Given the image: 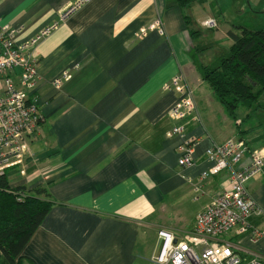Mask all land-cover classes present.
Wrapping results in <instances>:
<instances>
[{"label":"crops","instance_id":"1","mask_svg":"<svg viewBox=\"0 0 264 264\" xmlns=\"http://www.w3.org/2000/svg\"><path fill=\"white\" fill-rule=\"evenodd\" d=\"M73 1L0 0V24L24 41ZM260 1L245 0L251 9ZM253 13L264 25V6ZM156 18L162 34L148 27ZM210 18L214 29L203 24ZM239 25L246 24L227 23L225 10L208 0H87L38 41L37 79L28 98L40 122L27 136L24 161L6 173L11 187H47L52 203L22 248L21 264H138L158 252L159 230L192 228L227 173L204 178L193 199L191 183L212 164L205 150L226 138L208 117V107L220 105L203 93L201 55L207 45L219 47L217 55L226 50L228 29L238 32ZM65 69L70 77L55 88L52 79ZM175 73L192 88L200 117L186 125L196 141L194 161L186 166L177 163L180 137L168 134L169 108L179 95L166 84ZM246 187L261 210L251 225L264 229V168ZM231 239L264 262V237ZM0 264H9L1 250Z\"/></svg>","mask_w":264,"mask_h":264},{"label":"built area","instance_id":"2","mask_svg":"<svg viewBox=\"0 0 264 264\" xmlns=\"http://www.w3.org/2000/svg\"><path fill=\"white\" fill-rule=\"evenodd\" d=\"M86 1L74 0L59 13L57 21L24 41H16L15 31L0 24V176L7 168L24 161L28 153L27 136L40 122L39 109L35 101L28 98V91L34 88L37 79L35 46ZM203 24L214 28L217 22L210 18ZM148 27L163 33L159 18ZM69 77L70 70L65 69L52 79V84L59 88ZM166 87L179 95L169 108L173 126L168 134L180 137L176 147L178 165H190L194 161L196 142L186 131L187 123L196 117L191 88L180 73H175ZM247 147L240 138H228L205 150L212 164L201 172L196 183H191L193 199L199 197L201 182L207 176L226 170L224 183L211 202L196 214L191 229L179 235L165 229L158 231L160 247L151 258L153 264H264L258 253L245 252L231 239L232 236H248L255 241L264 237V229L251 225L250 218L261 215V210L246 187L247 182L263 170L264 155L251 153ZM187 181L191 182V178L187 177ZM228 232H231L229 236Z\"/></svg>","mask_w":264,"mask_h":264},{"label":"trees","instance_id":"3","mask_svg":"<svg viewBox=\"0 0 264 264\" xmlns=\"http://www.w3.org/2000/svg\"><path fill=\"white\" fill-rule=\"evenodd\" d=\"M237 28L238 32L227 31L230 46L200 66L202 80L232 119L239 106H257L264 91V29ZM48 196L45 186L11 187L8 174L0 176V250L9 264L23 261L22 248L51 206Z\"/></svg>","mask_w":264,"mask_h":264},{"label":"rangeland","instance_id":"4","mask_svg":"<svg viewBox=\"0 0 264 264\" xmlns=\"http://www.w3.org/2000/svg\"><path fill=\"white\" fill-rule=\"evenodd\" d=\"M208 1L211 2V4H214L215 8L217 9L221 8L222 10H225V14L227 16V23L242 22L246 24L245 26L247 27H249L248 26L249 24H251L250 25L251 27H255V28L256 27L260 28L261 26L264 27V25H260L261 23L260 19L262 18H258V14L253 13V11L259 10L260 7L264 6V0H261L260 3L255 8H252V9L249 8L245 0H208ZM205 3L206 2H204L203 4L205 5ZM199 4H202V3H199ZM190 25L191 27H195V24L193 22H190ZM205 28L214 29L213 27L212 28L205 27ZM210 41L211 40H209V38H206V43H210ZM209 46L210 45H207L204 47L203 50H206V49H209V50L206 53L201 55V59L205 63L210 62L217 56L216 49L218 50L219 48V47L216 48V46H211V47ZM220 47L222 50H224L223 46H220ZM192 53L196 55L197 50L194 49ZM202 89H203V93H206V92L210 94L212 93L215 99L214 101L215 105L217 103L218 105H220V106L216 105L217 106L216 108L208 107V111L210 112V114L208 113L209 114L208 117L210 118V116H212L211 122L219 130V133L221 135L223 134V136H226L225 140H227L228 138H232V139L240 138L246 143V145L248 146L247 149L251 151V153L256 152L257 154L264 155V91L259 97V101H258L259 104L257 106L254 105L250 109H248L247 107L243 105L239 106L236 111L237 117L232 119L227 115V110L224 104L221 103L215 97L214 93L212 92V90L210 89V87L205 81L202 86ZM190 90L192 92V100L194 103V113L196 116L194 119L192 118L191 121L198 122L200 117L196 111L192 88ZM207 99L211 100V102L213 101V98L210 96ZM260 104L262 105V107L260 106ZM247 112H249L248 116L243 117L245 113ZM214 114H216L215 117H214ZM218 143H221V142H218ZM180 230L182 229H178V230L175 229L174 233L176 235H179ZM230 234L231 232H228L227 236H229ZM155 242H156V238H152L149 241V245L153 246L154 248ZM145 245L149 247L147 243ZM153 252L154 251H152L149 254L144 255L145 258L142 260V263L141 262L140 263L141 264H153L151 260L152 256L154 255Z\"/></svg>","mask_w":264,"mask_h":264}]
</instances>
